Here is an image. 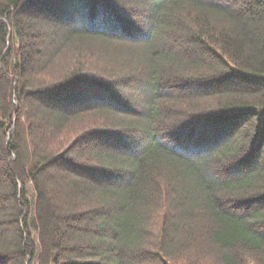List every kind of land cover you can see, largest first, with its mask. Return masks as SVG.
Here are the masks:
<instances>
[{"label":"trees","instance_id":"obj_1","mask_svg":"<svg viewBox=\"0 0 264 264\" xmlns=\"http://www.w3.org/2000/svg\"><path fill=\"white\" fill-rule=\"evenodd\" d=\"M134 5L0 0V264H264V0Z\"/></svg>","mask_w":264,"mask_h":264},{"label":"rangeland","instance_id":"obj_2","mask_svg":"<svg viewBox=\"0 0 264 264\" xmlns=\"http://www.w3.org/2000/svg\"><path fill=\"white\" fill-rule=\"evenodd\" d=\"M217 1H220V0H217ZM118 2L122 3L124 8L127 9L130 12V16L136 22L135 23L136 26L142 24V20L144 19V16H142L144 9H139L136 5H134V2H136V0H118ZM240 3L238 1H236L232 5V7L234 9H239V4ZM140 6L142 8H144L142 5H140ZM125 14H128V12H125ZM27 19H28L26 21L27 24L29 22L36 23L35 31L33 32V34H39L40 33L42 35H46L44 32H41L42 30H44V31L48 30L49 32H51V25L47 21H43L42 18L37 17L35 15H29ZM54 44H55L54 36L51 37L50 39L49 38H45V40L40 44V49L45 51V52H48L49 50H51V48H52V46H54ZM38 58H39V56H38ZM103 66H99V68L101 70H104V71H108V70L111 69V67H108L106 65H103ZM112 69H115V68H112ZM132 71L133 70H129V72H132ZM98 72L99 71H97L96 73H98ZM116 73H118V72H116ZM114 75H117V74H114ZM132 79L133 80H130V83H126V85H124L122 88H119V90L123 91L121 94L123 96V99L128 101V104L126 103V105H128L129 107L132 106V105L135 106V105H138L139 103H141L142 100L140 99V96L145 95V94L148 93L147 87L145 85L141 84L142 83V78L141 77L140 78L139 77H133ZM120 80L128 82V80H125V79H120ZM123 99H122V101H124ZM37 104L40 105L41 103L37 102ZM47 105L50 106V104H47ZM44 106H46V104ZM49 109L52 112H57L58 111V109L54 108V107L53 108H49ZM130 109L132 111L134 108L130 107ZM100 148H102V149L103 148H109L108 147V141L99 140V139L98 140H91L90 143L83 145L81 147V150H83V152L85 153L86 151H88L90 149H100ZM60 170L62 171V170H65V169H61V167H60ZM56 190H57V192H59L58 194L64 193V192L67 193V192L70 191L68 185H65V184L63 185V184H59V183L56 186ZM28 193H29L30 200L34 201L35 193H34V190H33L31 184H28ZM62 197H63V195H62ZM35 238H36V241H37V236L36 235H35Z\"/></svg>","mask_w":264,"mask_h":264}]
</instances>
